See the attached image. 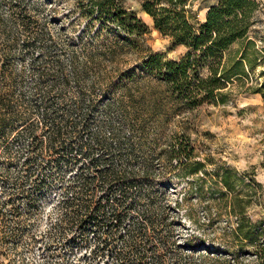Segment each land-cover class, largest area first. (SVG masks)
Here are the masks:
<instances>
[{
    "label": "trees",
    "instance_id": "obj_1",
    "mask_svg": "<svg viewBox=\"0 0 264 264\" xmlns=\"http://www.w3.org/2000/svg\"><path fill=\"white\" fill-rule=\"evenodd\" d=\"M86 1L91 3L95 18L115 24L126 38L142 37L147 32V26L124 7L122 0ZM191 4L192 0L141 1L154 28L170 38L173 46L186 49L178 60L150 52L143 68L188 109L203 102L223 104L236 80L250 78L245 70L251 65L252 54L247 44L253 45L248 33L258 8L257 0H216L204 19L198 20ZM243 40L246 47L239 55L225 54ZM53 65L33 67L36 79L31 98L19 96L18 80L0 66V158L8 138L24 140L13 159L21 157L18 173L31 177L29 190L18 183L17 193L26 203L23 211L16 204L11 208L13 233L18 231L23 213L31 215L38 209L33 191H47L58 184L59 197L54 204L58 213L50 220L51 229L83 249V255L95 263L264 264V217L247 220L242 207L235 203L236 194L228 205L237 218L230 241L221 247L194 250L196 236L176 233L180 220L172 214L166 198L160 199L153 188L155 167L190 160L194 148L183 138H176L154 163L141 155L144 142L138 119H128L121 109L115 120L111 104L106 108L107 118L90 129V100L66 98L62 91L69 83V72L61 63ZM71 67L70 73L77 75L73 64ZM249 88L264 98V80ZM202 163L195 161V170ZM215 179L222 187H230L226 172L215 174Z\"/></svg>",
    "mask_w": 264,
    "mask_h": 264
},
{
    "label": "rangeland",
    "instance_id": "obj_2",
    "mask_svg": "<svg viewBox=\"0 0 264 264\" xmlns=\"http://www.w3.org/2000/svg\"><path fill=\"white\" fill-rule=\"evenodd\" d=\"M122 1L147 26L142 37L126 38L115 24L95 18L86 0H0V66L18 80L19 96L31 98L36 79L33 67L63 64L70 80L62 92L66 98L90 100V129L107 118L109 104L115 120L121 109L126 111L127 118H137L142 128L141 155L154 163L176 138L188 142L194 157L183 158L177 165L172 161L173 166L163 165V169L155 167L153 188L180 220L176 233L196 236L194 250L221 247L230 241L237 222L228 208L232 194L237 195L235 203L247 220L264 217V98L249 88L264 80V0H257L248 33L253 45L247 44L252 54L245 70L250 78L236 80L225 103L203 102L192 109L176 102L142 65L150 52L178 60L185 47L173 46L170 38L154 28L142 0ZM215 2L192 0L197 19L203 20ZM245 43H234L225 54L239 55ZM72 64L77 75L70 73ZM6 141L0 158V264H102L51 229L50 220L58 213L54 208L58 184L47 191H33L38 209L31 215L23 213L18 231L12 232L11 208L16 204L22 210L26 203L17 193L18 183L29 190L31 177L18 173L22 158L13 159L25 141L12 137ZM195 161L203 162L202 167L195 170ZM224 172L230 187H222L215 179V174ZM180 241L185 244L183 238Z\"/></svg>",
    "mask_w": 264,
    "mask_h": 264
}]
</instances>
